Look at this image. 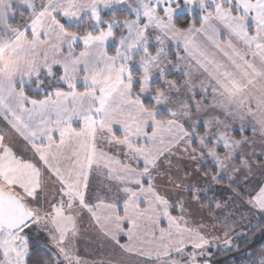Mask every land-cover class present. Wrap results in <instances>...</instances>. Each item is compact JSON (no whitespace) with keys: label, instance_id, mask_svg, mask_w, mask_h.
Masks as SVG:
<instances>
[{"label":"snow or ice","instance_id":"obj_1","mask_svg":"<svg viewBox=\"0 0 264 264\" xmlns=\"http://www.w3.org/2000/svg\"><path fill=\"white\" fill-rule=\"evenodd\" d=\"M258 238L264 0H0V264H264Z\"/></svg>","mask_w":264,"mask_h":264},{"label":"trees","instance_id":"obj_2","mask_svg":"<svg viewBox=\"0 0 264 264\" xmlns=\"http://www.w3.org/2000/svg\"><path fill=\"white\" fill-rule=\"evenodd\" d=\"M256 243L257 246L264 245V238H258ZM217 259L220 261V264H241L245 262L246 254L242 255L238 252H232L227 255H220Z\"/></svg>","mask_w":264,"mask_h":264},{"label":"rangeland","instance_id":"obj_3","mask_svg":"<svg viewBox=\"0 0 264 264\" xmlns=\"http://www.w3.org/2000/svg\"><path fill=\"white\" fill-rule=\"evenodd\" d=\"M88 239H89L88 237H85V243H83L82 246H81L82 251H84L85 248H88L89 251H94L93 248H89ZM241 264H245V262H243Z\"/></svg>","mask_w":264,"mask_h":264}]
</instances>
